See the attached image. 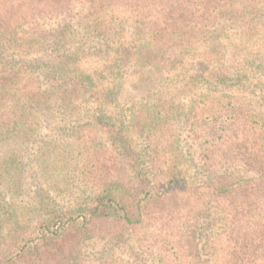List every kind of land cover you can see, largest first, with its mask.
Instances as JSON below:
<instances>
[{"label":"trees","instance_id":"16d2710c","mask_svg":"<svg viewBox=\"0 0 264 264\" xmlns=\"http://www.w3.org/2000/svg\"><path fill=\"white\" fill-rule=\"evenodd\" d=\"M52 155L81 193L41 188L28 218L23 175ZM196 172L230 201L219 226ZM154 222V264H264V0H0V264H119L89 246Z\"/></svg>","mask_w":264,"mask_h":264},{"label":"rangeland","instance_id":"374dc122","mask_svg":"<svg viewBox=\"0 0 264 264\" xmlns=\"http://www.w3.org/2000/svg\"><path fill=\"white\" fill-rule=\"evenodd\" d=\"M32 29H35L36 32L39 33V25H33L31 26ZM187 136V132L184 129H181L177 132L176 137L181 138V144L185 142ZM50 138V137H49ZM51 139V138H50ZM42 146V145H41ZM25 151V150H24ZM50 151V150H49ZM26 157H29L30 155L37 154L39 155V147L37 144L31 143L26 147ZM54 155L50 158V174L43 175L41 172H39V164L34 161H29V166L27 167V170L25 171L23 175V186L21 187V190L19 189L18 195L16 196L18 199V203L21 206H26L24 214L29 218V208H31V203L34 202V198L36 195H38V190L41 188H45L49 191L50 196H55L58 199H62V203L66 205L69 202L70 198L72 197V201L77 195L81 193L83 183L81 181H78L76 178L74 179L71 174V169H67L62 175L59 176L57 179H53L51 174L54 165H53V158ZM33 159V156H32ZM46 165V163H45ZM42 171V170H41ZM228 173L246 178L248 180L254 179V172L246 171L243 168L239 167H233L231 168ZM206 177L202 174H199L196 172L195 177H192L190 179V185L191 186H198L199 189L204 192V195H202V200L204 203L208 202V212L209 217L211 221L215 223L214 220H217L218 223H216L218 226L223 224L221 222L222 219V212L220 210V207H223V204L226 203L227 206H229L230 201L228 200H222L220 203H218L217 199L211 198L210 201L205 195L206 191ZM204 185V186H203ZM78 192V193H77ZM178 200L175 197L169 199L165 204L160 205L157 204L153 208V214L156 216H159L162 220L163 214H167L169 212H172L177 207ZM231 207V206H230ZM229 209V208H228ZM225 212V211H224ZM196 224L192 225V221H183L176 225L174 227V234H178L179 236L186 237L189 232L193 229L201 230L206 225L207 217L206 215L197 217ZM194 219V220H195ZM219 219V220H218ZM165 221V220H164ZM166 223V222H165ZM160 225L158 223H151L146 224L143 227H140L139 230H132L126 233L125 236H121L119 238L113 239V240H101V242H92V244L89 246L87 255L88 256H98L101 258H112L113 261L119 263V264H154V259L150 255L148 251L151 250V248H156L158 246L165 247V242L160 241L161 237H164L166 235V231L163 233L161 237H158V227ZM166 228V226H165ZM204 231V230H203ZM222 229H218L217 226H215V229H209L208 235L214 236L215 232H221ZM157 236V237H154ZM172 240H177L175 238H172ZM153 243H157L158 245L153 246ZM152 245V246H151ZM162 255V253L160 252ZM163 256V255H162ZM189 259L192 260V256H189Z\"/></svg>","mask_w":264,"mask_h":264}]
</instances>
